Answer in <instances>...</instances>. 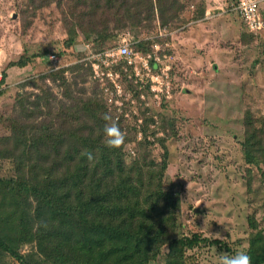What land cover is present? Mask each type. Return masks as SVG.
I'll return each instance as SVG.
<instances>
[{
    "label": "rangeland",
    "instance_id": "1",
    "mask_svg": "<svg viewBox=\"0 0 264 264\" xmlns=\"http://www.w3.org/2000/svg\"><path fill=\"white\" fill-rule=\"evenodd\" d=\"M203 2L181 0L183 11L173 23L156 20L117 30L116 39L97 52L96 43H85L81 37L68 44L63 7L57 3L34 9L28 0H0V69L6 75L2 86L6 92L0 97V138L10 134L2 119L20 112L21 95H30L34 103L47 85L62 98V80L41 81V76L58 71L49 56H60L65 82L77 95L102 100L114 122L132 139L126 151L128 162L144 141L151 144L149 152L159 162L165 151L161 140L165 141L167 184H175L181 194L177 236L199 235L206 241L186 251L187 264H219L223 255L248 252L251 216L264 229V176L252 170L249 193L250 166L242 153L246 142L252 153L264 155L261 124L256 129L245 125L246 113L255 120L264 117V36L250 33L236 13L228 12L231 0H212L213 10H224L225 16L203 31L205 45L200 33V44H190L186 41L189 24ZM124 39L148 59L151 71L141 64L135 70L119 61L103 65L97 76L92 68L96 55L117 49ZM141 43L144 49H137ZM24 58L29 60L26 67L13 66ZM76 66H82L81 70ZM159 76L162 81L156 95L151 90L152 77ZM81 89L85 92H78ZM42 118L38 116V121ZM12 175L11 164L0 161V178ZM32 251L34 244L21 247L23 254ZM168 251L164 247L152 264H166ZM3 258L6 264H19L12 257Z\"/></svg>",
    "mask_w": 264,
    "mask_h": 264
},
{
    "label": "trees",
    "instance_id": "2",
    "mask_svg": "<svg viewBox=\"0 0 264 264\" xmlns=\"http://www.w3.org/2000/svg\"><path fill=\"white\" fill-rule=\"evenodd\" d=\"M28 1L34 9L54 3L63 7L68 44L81 37L96 43L97 52L116 39L117 30L156 20L173 23L183 11L181 0ZM204 2L195 20L204 17ZM137 49H144L142 43ZM28 63L24 58L13 66ZM65 69L41 76L44 82L50 77L62 80L63 99L45 85L34 103L30 95H21L20 112L2 119L10 134L0 138V161L11 164L13 175L0 178V264H6L4 256L19 264H152L164 247L169 250L166 264H187L186 251L206 241L199 235L177 236L181 194L175 184H167L165 141L159 162L147 141L137 145V156L128 162L130 136L121 148L107 147L104 127L114 117L97 97L77 95L65 82ZM5 80L6 75L0 81V97L6 92ZM105 113L111 122L103 119ZM246 114L247 129L260 123L264 130V117L255 120ZM40 115L44 118L39 122ZM85 151L93 154V161L82 155ZM242 153L250 166V193L252 170L264 176V155L252 153L246 142ZM251 217L248 254L252 264H264V229ZM30 244L35 251L23 254L21 247Z\"/></svg>",
    "mask_w": 264,
    "mask_h": 264
},
{
    "label": "built area",
    "instance_id": "3",
    "mask_svg": "<svg viewBox=\"0 0 264 264\" xmlns=\"http://www.w3.org/2000/svg\"><path fill=\"white\" fill-rule=\"evenodd\" d=\"M264 3V0H231L228 8L231 12L236 13L245 23L246 29L253 34L264 36V16L261 13V7ZM85 47L88 48V45ZM106 58V59H105ZM49 61L52 63V68L54 70H59L61 65V57L57 54H51L49 56ZM106 61H102V60ZM124 61L126 66H134L137 70V64H141L148 71H151L150 64L147 58L139 55V53L134 52L130 48L129 42L124 39L117 49H113L108 52H101L96 55L94 63H92V68L97 76L102 70L103 65H112L116 62ZM108 75V74H107ZM3 79V74L0 69V81ZM153 86L151 87L152 92L156 95L158 89L157 85L161 84L160 76L155 80V77H152ZM169 89V86H168ZM133 154V153H132Z\"/></svg>",
    "mask_w": 264,
    "mask_h": 264
},
{
    "label": "clouds",
    "instance_id": "4",
    "mask_svg": "<svg viewBox=\"0 0 264 264\" xmlns=\"http://www.w3.org/2000/svg\"><path fill=\"white\" fill-rule=\"evenodd\" d=\"M103 119L106 122H111L112 117L105 113ZM104 143L109 148H121L125 144L126 135L118 126V124L111 122L106 123L104 127ZM82 155L86 156L88 161H93L94 157L91 152L85 151ZM189 187V185H188ZM200 203H197L196 207H199ZM206 229V220L205 227ZM216 236H220L217 234ZM219 264H252V258L246 250H239L234 255H223L220 259Z\"/></svg>",
    "mask_w": 264,
    "mask_h": 264
},
{
    "label": "crops",
    "instance_id": "5",
    "mask_svg": "<svg viewBox=\"0 0 264 264\" xmlns=\"http://www.w3.org/2000/svg\"><path fill=\"white\" fill-rule=\"evenodd\" d=\"M212 0H206V4H205V9H204V17L197 19V20H192L189 24V31L187 32L186 35V41L189 42L190 44L193 43L195 41H197V44H200V41L202 43L205 35L203 34V31H207L208 28H210L209 23L211 25V22H214L215 19H219L222 16H225V11H219L216 12L215 10H213V6L211 5ZM264 4V3H263ZM263 4L261 7V13L263 12ZM222 6H218L217 9H221ZM194 8V6H193ZM228 12H231L230 10H228ZM234 12H231V14ZM263 15V13H262ZM264 16V15H263ZM201 34L202 38L199 41L198 38V34ZM208 33V32H207ZM199 41V42H198ZM201 45H205L204 43H202ZM194 53V52H193Z\"/></svg>",
    "mask_w": 264,
    "mask_h": 264
}]
</instances>
